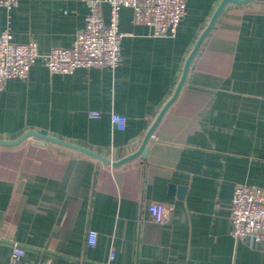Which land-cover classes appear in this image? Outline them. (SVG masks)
I'll use <instances>...</instances> for the list:
<instances>
[{"label": "crops", "instance_id": "0c3cea01", "mask_svg": "<svg viewBox=\"0 0 264 264\" xmlns=\"http://www.w3.org/2000/svg\"><path fill=\"white\" fill-rule=\"evenodd\" d=\"M222 1L187 0L174 37L154 36L122 8L116 69L51 73L39 57L28 78L0 90V138L47 129L111 161L132 153ZM89 11L88 0H20L0 7V35L10 19L13 39L34 40L46 55L73 44ZM101 12L109 21L108 3ZM113 112L127 117L125 130L114 128ZM147 149L114 166L35 137L0 145V264L14 243L31 264H264V241L231 234L235 186L264 188V0L225 4ZM158 202L173 206L167 224L151 218Z\"/></svg>", "mask_w": 264, "mask_h": 264}, {"label": "built area", "instance_id": "2783aa9c", "mask_svg": "<svg viewBox=\"0 0 264 264\" xmlns=\"http://www.w3.org/2000/svg\"><path fill=\"white\" fill-rule=\"evenodd\" d=\"M90 11L85 27L78 31L69 47H55L50 53L40 55L37 42L31 40L20 43L13 39L11 20L0 35V90L9 79H26L32 65L42 57L51 73L69 74L78 68L116 69L122 61V41L125 33L120 29V13L124 7L133 9L135 23L153 29L156 37L177 35L181 20L187 13V0H88ZM20 0H0V7L8 11L18 6ZM102 3L110 6V18L106 21L101 12ZM99 111H90V116L98 118ZM127 117L113 112L111 121L114 128L125 130ZM154 135V134H153ZM152 135V137H153ZM152 220L167 224L172 218L173 206L154 203ZM231 234L240 240L264 241V188L252 184H238L231 200ZM98 233L90 230L87 245L94 247ZM25 248L14 243L9 264H31L23 261ZM114 255L112 254L111 258Z\"/></svg>", "mask_w": 264, "mask_h": 264}, {"label": "water", "instance_id": "95a60500", "mask_svg": "<svg viewBox=\"0 0 264 264\" xmlns=\"http://www.w3.org/2000/svg\"><path fill=\"white\" fill-rule=\"evenodd\" d=\"M228 1L244 3V2H247L249 0H223L221 2L219 7L217 8V10L215 11L209 25L203 31V33L199 37L197 43L195 44L194 48L192 49L191 53L187 57L182 76H181L180 81L178 82V84L176 86V89H175L173 95L166 102V104L162 107L161 111L159 112L158 116L156 117L155 121L153 122L150 129L147 131L146 135L143 137V139L141 141H138L137 139H133L132 145H133V147H137V149L135 151H133L132 153L126 155L125 157L119 159L118 161H111V159L104 157V156L100 155L99 153H96L95 151L90 150L86 147H83L81 145H78L76 143H73V142L58 138V137H54L48 133L47 129H31V130L26 131L20 137H18L17 139H14V140H8V139L0 138V145H10V146L12 145L13 146V145H17V144L21 143L26 138L35 137V138L40 140L41 144H45L47 141H51V142H54V143H57L60 145L71 147V148L77 149L79 151H82L88 155H91L93 157H96V158H98L102 161H105L107 163H111L114 166L121 165V164L129 161L130 159H133V158L140 156V155L146 156L148 153V149H147L148 142L152 139V135L154 134L156 127L158 126V124L162 120V118H163L164 114L166 113V111L168 110V108L177 99V97H178V95H179V93H180V91H181V89H182V87L186 81L191 62H192L193 58L195 57L196 53L198 52V49L200 47L202 40L204 39L206 34L210 31V29L212 28L218 14L220 13L222 8L225 6V4ZM170 189L172 192H174L175 186L171 185ZM183 189H184V187H181V191H183ZM182 195L183 194L181 193L180 196H182Z\"/></svg>", "mask_w": 264, "mask_h": 264}]
</instances>
